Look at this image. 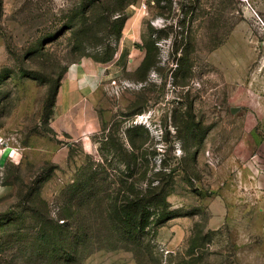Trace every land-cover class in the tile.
I'll use <instances>...</instances> for the list:
<instances>
[{"label": "rangeland", "instance_id": "1", "mask_svg": "<svg viewBox=\"0 0 264 264\" xmlns=\"http://www.w3.org/2000/svg\"><path fill=\"white\" fill-rule=\"evenodd\" d=\"M85 60L108 68L91 153L51 127L61 77ZM133 126L150 168L177 171L175 218L142 248L82 240L54 263L75 233L53 236L61 194ZM261 177L264 0H0V264H264Z\"/></svg>", "mask_w": 264, "mask_h": 264}, {"label": "trees", "instance_id": "2", "mask_svg": "<svg viewBox=\"0 0 264 264\" xmlns=\"http://www.w3.org/2000/svg\"><path fill=\"white\" fill-rule=\"evenodd\" d=\"M141 131L146 138L137 135ZM111 139L105 136L101 141V161H89L81 167L74 182L61 194V216L68 224H55L53 236L59 234L63 239L64 232L75 233L68 238L69 244L62 241L51 255L54 263L76 261L83 245L89 251L142 248L146 235L175 218L167 197L177 171L164 174L150 168L145 147L148 132L142 126H133L126 133L127 143ZM116 151L120 155H115Z\"/></svg>", "mask_w": 264, "mask_h": 264}, {"label": "crops", "instance_id": "3", "mask_svg": "<svg viewBox=\"0 0 264 264\" xmlns=\"http://www.w3.org/2000/svg\"><path fill=\"white\" fill-rule=\"evenodd\" d=\"M107 71L108 68L101 69L95 62L85 60L68 70L57 93L51 127L80 143L85 153H91V138L101 128L95 104ZM257 184L260 191L264 190V177L258 178Z\"/></svg>", "mask_w": 264, "mask_h": 264}, {"label": "water", "instance_id": "4", "mask_svg": "<svg viewBox=\"0 0 264 264\" xmlns=\"http://www.w3.org/2000/svg\"><path fill=\"white\" fill-rule=\"evenodd\" d=\"M235 111H236L235 109L232 110V112H235Z\"/></svg>", "mask_w": 264, "mask_h": 264}, {"label": "built area", "instance_id": "5", "mask_svg": "<svg viewBox=\"0 0 264 264\" xmlns=\"http://www.w3.org/2000/svg\"><path fill=\"white\" fill-rule=\"evenodd\" d=\"M143 8H146V6H145V5H143Z\"/></svg>", "mask_w": 264, "mask_h": 264}]
</instances>
